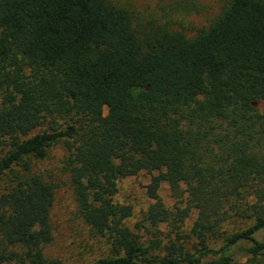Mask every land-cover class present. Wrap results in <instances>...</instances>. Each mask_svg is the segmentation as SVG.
<instances>
[{
	"label": "trees",
	"instance_id": "16d2710c",
	"mask_svg": "<svg viewBox=\"0 0 264 264\" xmlns=\"http://www.w3.org/2000/svg\"><path fill=\"white\" fill-rule=\"evenodd\" d=\"M169 1L0 0V264H58L66 181L105 250L90 264H264V0H223L193 37L206 8ZM59 146L66 180L41 168ZM142 173L132 225L116 197Z\"/></svg>",
	"mask_w": 264,
	"mask_h": 264
},
{
	"label": "rangeland",
	"instance_id": "374dc122",
	"mask_svg": "<svg viewBox=\"0 0 264 264\" xmlns=\"http://www.w3.org/2000/svg\"><path fill=\"white\" fill-rule=\"evenodd\" d=\"M206 11L202 15H190L185 18L184 32L193 37L197 30L209 26L211 21L220 13L223 6V0H200ZM171 1L158 2L155 0H134V8L143 16H149L156 13L160 6L169 4ZM173 17H179L175 14ZM181 17V15H180ZM176 28L181 29L179 26ZM262 108L264 103H258ZM64 150L59 146L51 153V159L42 164V169L46 172H55L61 165L64 156ZM61 180H66L61 174H58ZM151 176L142 173L135 177L123 179L119 184V193L116 200L120 203L131 205L134 209V218L131 221L133 225L140 220L152 203L148 197L147 186ZM67 182V181H66ZM63 183L57 195L56 204L53 210L52 222L54 227V242L47 248V256L55 260L58 264H90L104 252L100 239L94 238L89 229L83 224L76 212V204L68 183ZM160 196L167 207L173 208L175 200L171 197L168 187L163 186ZM196 219L193 214L188 221L190 227ZM243 225L229 226L227 229H241ZM264 239V233L262 235Z\"/></svg>",
	"mask_w": 264,
	"mask_h": 264
}]
</instances>
